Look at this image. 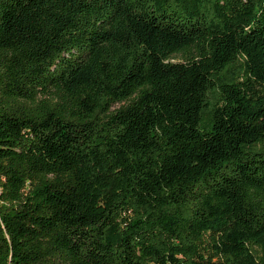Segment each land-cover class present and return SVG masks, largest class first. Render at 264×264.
I'll return each mask as SVG.
<instances>
[{
    "label": "trees",
    "instance_id": "obj_1",
    "mask_svg": "<svg viewBox=\"0 0 264 264\" xmlns=\"http://www.w3.org/2000/svg\"><path fill=\"white\" fill-rule=\"evenodd\" d=\"M0 264H264V0H0Z\"/></svg>",
    "mask_w": 264,
    "mask_h": 264
}]
</instances>
